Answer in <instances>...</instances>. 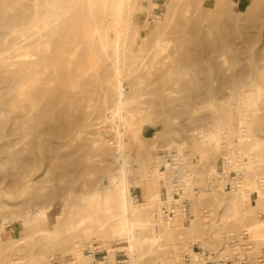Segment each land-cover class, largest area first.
I'll return each mask as SVG.
<instances>
[{
    "label": "rangeland",
    "instance_id": "1",
    "mask_svg": "<svg viewBox=\"0 0 264 264\" xmlns=\"http://www.w3.org/2000/svg\"><path fill=\"white\" fill-rule=\"evenodd\" d=\"M237 1L241 5L244 4L243 15H247L250 1L235 0ZM17 2L18 0H0V32L10 28L9 19L17 8ZM21 2L20 4H25L27 0ZM170 2L171 0H132L133 16L130 13L124 15L125 19L131 17L134 24L126 47L129 54L146 57L142 58L141 66L136 64L132 75L128 77L124 75L121 90L130 94V87L134 88L131 94L134 100L129 105L135 116L133 131L142 139L143 147L150 153V158L145 163L147 166L145 172L152 179L165 171L161 170L159 165L165 164L166 154L181 150L187 155L188 169L185 170L184 177L189 185L187 195L192 201L194 212L192 220L199 217L205 221L207 227L202 232L203 238L210 240L208 237L210 225L223 216L246 211L251 221H264V214L261 213L264 212V209H261L264 208V203L261 204L258 200L260 196L258 189L251 190L254 193L251 195L250 206L244 205L243 208L234 203L236 178H241L246 187L248 182H252L259 189L264 188V90L260 96L252 92L255 93L250 97L254 106L246 107L244 100L245 96L254 91L252 90L254 87L249 86L260 82L257 67L247 59L258 57L256 55L258 47L254 46V38L250 37V34L254 35L256 32L258 17L264 13V6H260L253 17L244 20L236 7L232 8L230 14L221 17L212 11L209 12L204 5L195 7L194 3L183 0L178 6L175 21L167 29V37L175 39V43L170 46L172 49L167 52L171 57L153 65L152 39L154 40L156 34L152 32L159 26L158 22L154 24V20L166 13ZM187 7L190 8V12L185 14L184 10ZM109 19L110 26L105 27L102 34L107 42L113 44L118 41V31L112 28V14ZM94 35L96 39V33ZM138 35L151 42L138 44L135 40ZM214 49H220L227 57L225 66L210 63L208 60ZM245 73L250 75H244ZM64 75L57 86L61 97L54 102L55 110L51 113L52 128L43 135V143L40 146L34 144L32 152L25 154L24 159L19 162L17 157L9 154V151L4 153L0 150V217L9 215L4 217H8L7 224L11 225L7 230H4V226L1 227L5 233L3 238L0 237V254L6 252L7 244L4 243H8L15 234L23 231L18 211L25 213L27 207L32 208L36 224H41L38 216L48 205L52 206L48 221L54 225L58 223L59 215L62 213L65 214L64 217L79 215L83 208L80 194L95 189L94 184L91 185L88 181L89 175L94 174L93 178L104 175L105 167L100 166L101 161L112 159L105 155L101 135L106 124L104 122L106 103L100 86L101 80L97 78L94 83L82 85L74 92L70 90L73 89L74 81L67 74ZM9 100L7 97V101ZM231 101L241 105L240 112L237 109L232 111V118L227 116L226 108ZM243 112L247 114V118L241 127L239 114ZM86 116L89 117L92 126L83 130L77 126L82 124ZM217 117L222 119L217 120ZM14 118L11 105L6 107L2 100L0 139L3 131L7 133L12 129ZM214 121L220 122L221 126L213 131L215 136L212 140H204ZM238 129L241 131L240 134ZM174 131L185 132L186 135L183 138L171 139L167 133ZM242 135L245 143L240 146L239 136ZM172 143L174 146H170ZM1 144L0 140V147ZM236 147L239 148L238 151L233 149ZM128 148L131 150V157L128 160L129 171L135 174V170L146 160L143 161L137 156L140 149L138 142L131 140ZM228 150L233 157H239L233 158L236 160L233 164L225 160V156L228 157ZM87 155L93 159L91 167L86 163ZM29 156L39 161L32 177L35 180L34 188L22 198L16 187L21 181L19 173L29 163ZM236 164L238 166H235ZM244 165L246 167L241 170ZM239 171L243 173L239 175ZM163 179L164 175H161L158 180L162 182ZM127 180L135 181L133 175H129ZM161 182L160 188L164 191L161 199L164 200L166 196L164 189H167V186ZM194 186L200 188L198 196L193 194ZM130 192L133 197L141 194L137 188H132ZM18 198L24 200L26 205L17 208ZM182 199L181 197L180 204ZM252 206L258 209H253ZM14 214L16 219H12ZM162 214L164 220L170 218ZM251 221L248 220V223L243 225L251 224ZM185 223L186 227H190L192 222ZM140 224L146 226L149 223L143 218ZM219 227L220 230H224L223 226ZM235 232L238 238L232 240L233 253L230 256L229 253L219 256L217 249L220 244L214 241L208 243L209 248L204 241H198L194 248L201 247L205 253L216 255L220 259L228 260L240 256V259H245L250 264L264 263L262 255L264 244L255 241L242 230ZM186 233L187 231L182 229V234ZM151 236H155L154 231ZM161 242L167 243L166 236ZM91 243L102 246L105 244L101 238H96ZM39 244L36 246L41 247ZM108 244L115 249L118 248L116 242L110 241ZM42 249L46 251L52 264L82 257L73 252L65 253L64 251H67L65 248L60 251L44 246ZM101 250L105 256L108 255L105 249ZM30 251L31 249L27 253H31ZM124 255H128L126 251H117L115 264L120 260H126ZM183 255L189 254H181V258ZM109 257L111 258V255ZM110 260H106L107 264H110Z\"/></svg>",
    "mask_w": 264,
    "mask_h": 264
},
{
    "label": "bare ground",
    "instance_id": "2",
    "mask_svg": "<svg viewBox=\"0 0 264 264\" xmlns=\"http://www.w3.org/2000/svg\"><path fill=\"white\" fill-rule=\"evenodd\" d=\"M215 1L213 3L211 0H186L187 3H194L195 7L204 5L209 12L212 11L221 17L230 14L232 8L236 7L244 20L253 17L260 6H264V0H249L247 15L244 16V4L241 5L235 0ZM182 2L183 0H171L166 13L154 20V24L158 22L159 26L152 32L156 34L154 40L152 39L153 65L171 57L167 52L172 49L170 46L175 43V39L167 37V29L175 21L178 6ZM20 3L21 0H18L17 8L10 16V28L0 32V103L3 100L6 107L10 104L15 115L10 132H2L0 150L4 153L9 151V154L17 157L19 162L24 159L25 154L32 152L34 144L40 146L43 143V135L52 128L51 113L55 110L54 102L61 97L58 82L67 74L74 81L73 89H70L74 92L82 85L94 83L97 78L101 80L100 86L106 103L104 112L106 124L101 135L105 155L112 159L101 161L100 166L105 167L104 175L97 178H93L94 174L89 175L88 181L91 185L94 184L95 189L80 194L83 208L79 215L64 217L65 214L62 213L59 215L60 220L54 225L48 221L52 210V206L48 205L38 216L41 224H36L32 208L27 207L25 213L18 211L23 231L15 234L8 243H4L7 244L6 252L0 254V264H52L42 247L56 248L60 251L65 248L67 250L65 253L73 252L79 256L96 238H101L105 243L99 249H105L108 261L111 259L110 264H115L116 252L119 250L126 251L130 258L124 264H181V254H189L194 259L197 257L194 245L198 241H204L208 248L210 241L217 242L220 244L219 248L217 247L219 256L225 253H229L230 256L233 253L232 240L238 238L236 230H242L255 241L264 244V221H251L246 211L219 218L210 225L208 230L210 240L204 239L202 232L207 227L204 220L197 217L191 221L190 227L184 225L186 213L179 206L180 196L170 186L168 165L165 166L166 172H160V176L164 175L162 182L158 180L159 175L152 179L145 172L147 167L145 163L149 160L150 153L143 147L142 139L133 131L135 116L129 109L134 100L131 95L134 88L130 87V94L121 90L124 78L132 75V70L137 65L141 66L142 58L146 57L129 54L126 47L134 24L131 17L125 19L124 15L130 13L133 16L132 0H27L25 4ZM189 12L190 8L187 7L184 13ZM110 14L113 17L112 28L118 31V41L113 44L107 42L102 34L104 28L110 26ZM149 23L152 24L150 21ZM255 28L256 32L254 35L250 34V37L254 38V46L258 47L256 51L258 57L247 61H252L257 67L259 80L264 84V13L258 17ZM135 40L140 45L151 42L141 35L135 37ZM208 60L219 66H225L227 63V57L220 49H214ZM260 82L249 86L254 87L252 89L254 91L250 93L255 92L257 96L263 94L264 85ZM255 93L245 96L246 107L254 106L250 97ZM7 97L10 98L9 101ZM237 104L231 101L226 105L227 116L230 118L234 109L240 112L241 105ZM239 115V126L243 127L247 114L243 112ZM218 119L222 117H217ZM90 126L92 124L86 116L77 127L87 130ZM220 126V122L214 121L204 140H212L215 136L213 131ZM238 130L240 134L241 131ZM167 135L171 139H176L183 138L186 133L174 131ZM244 139V135L239 136L240 146L245 143ZM131 140L140 145L137 156L143 161L146 160L135 170V174L130 173L128 166L131 157L128 145ZM172 144L170 146H174V143ZM233 149L238 151L239 148ZM233 158L239 157H233L228 150V157L225 156V160L233 164V161H236ZM28 159L27 167L19 173L21 181L16 187L22 198L34 188L35 180L32 177L39 161L33 156H29ZM92 160V157L87 155L86 163L90 167ZM245 167L244 165L240 169L244 170ZM241 173L243 172H238L239 175ZM129 175L134 176V182L127 180ZM235 180L236 206L240 205L243 208L244 205L250 206L251 195L254 193L251 190L256 189L260 194L259 202L264 203V188L259 189L252 182H248L246 187L241 178ZM160 182L169 185L168 198L178 204L168 220H164L162 214L164 202L161 199L163 190L161 191ZM132 188L140 189V196L133 197L130 192ZM24 205L26 202L18 198L16 207ZM15 214L12 219H16ZM4 216L0 217L1 238L5 233L1 227L8 225L9 221L8 217ZM143 218L149 223L146 226L140 224ZM248 220L251 224L243 225L248 223ZM219 226H223L224 230H220ZM182 229L187 231L185 235L182 234ZM153 231L155 236H151ZM164 236L167 243L161 242ZM110 241L116 242L118 248L115 249L108 244ZM38 243L41 247L36 246ZM29 249L31 253H27ZM77 258L81 259L80 256ZM60 262L67 264L69 261Z\"/></svg>",
    "mask_w": 264,
    "mask_h": 264
},
{
    "label": "built area",
    "instance_id": "3",
    "mask_svg": "<svg viewBox=\"0 0 264 264\" xmlns=\"http://www.w3.org/2000/svg\"><path fill=\"white\" fill-rule=\"evenodd\" d=\"M165 164L159 165L161 170H165V166L168 165L170 172V186H172L173 190L178 193L180 198L182 197L181 204L179 202V206L184 209L186 213V223H191L194 218V212L192 209V201L188 197L187 193L189 192L188 181L184 177V171L188 167L187 155L184 151H175L166 154L164 158ZM166 172V170L164 171ZM167 186V185H166ZM169 186V185H168ZM168 186L167 189H164L166 192V196H164L163 200V213L169 218L173 215L175 208L178 204L175 201H170L168 198ZM194 196H198L200 193V188L198 186H194L192 188ZM164 193V191H163ZM163 196V194H162ZM11 228V225H6L4 230ZM102 245L91 244L87 245L85 248L81 259L72 258L67 264H107L106 260H108V255H104L102 250L99 247ZM197 257L194 259L190 255H183L181 264H250L245 259H240V256H234L231 259H220L216 255L207 254L204 252L201 247H197ZM101 250V251H100ZM127 259L120 260L117 262L118 264H124L125 261H129V256L124 255ZM259 260H263L259 258ZM54 264H62L61 262H55Z\"/></svg>",
    "mask_w": 264,
    "mask_h": 264
}]
</instances>
